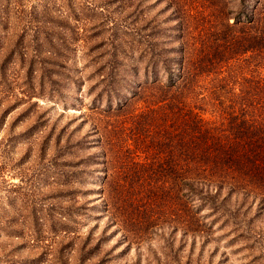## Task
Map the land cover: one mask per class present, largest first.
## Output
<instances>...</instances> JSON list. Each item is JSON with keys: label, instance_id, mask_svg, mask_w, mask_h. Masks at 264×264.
<instances>
[{"label": "rangeland", "instance_id": "obj_1", "mask_svg": "<svg viewBox=\"0 0 264 264\" xmlns=\"http://www.w3.org/2000/svg\"><path fill=\"white\" fill-rule=\"evenodd\" d=\"M208 2L0 0V264H264L261 208L196 232L107 222L101 144L83 120L93 100L127 94L144 64L174 61L178 18Z\"/></svg>", "mask_w": 264, "mask_h": 264}, {"label": "trees", "instance_id": "obj_2", "mask_svg": "<svg viewBox=\"0 0 264 264\" xmlns=\"http://www.w3.org/2000/svg\"><path fill=\"white\" fill-rule=\"evenodd\" d=\"M208 3L178 18L174 61L144 64L127 94L93 100L83 116L102 145L107 222H192L179 228L196 232L264 209V0H241L236 14Z\"/></svg>", "mask_w": 264, "mask_h": 264}]
</instances>
